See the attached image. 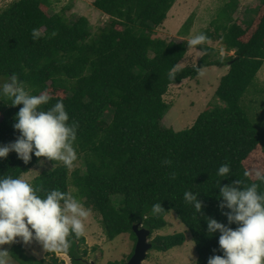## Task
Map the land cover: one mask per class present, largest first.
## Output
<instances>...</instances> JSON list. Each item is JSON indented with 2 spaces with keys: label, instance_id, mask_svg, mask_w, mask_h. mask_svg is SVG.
I'll return each mask as SVG.
<instances>
[{
  "label": "trees",
  "instance_id": "1",
  "mask_svg": "<svg viewBox=\"0 0 264 264\" xmlns=\"http://www.w3.org/2000/svg\"><path fill=\"white\" fill-rule=\"evenodd\" d=\"M177 1L94 0V6L108 16L94 31L87 16L71 17L68 8L51 14L49 0H17L0 13V82L17 75L29 94L49 93L51 99L42 108L62 100L70 122L79 124L74 147L84 160L85 171H70L50 160L53 168L32 181L41 195L52 189L71 194L74 185L84 204L100 214L110 241L122 233H131L137 241L135 224L154 232L166 227V217L175 211L196 244V264H207L210 256L222 252L219 233L208 235L205 217L227 223L218 208V182L224 185L238 178L256 182L244 176L246 161L264 145L261 118L253 121L243 104L264 66V0L248 24L232 21L224 28L216 24L214 30L204 31L209 39L197 46L204 49L197 64L180 68L191 49L188 40L155 36ZM34 28L40 30L38 40L32 38ZM209 41H218L234 54L213 58L217 49ZM211 66L228 67L215 91L219 102L210 103L191 128L176 131L164 126L171 107L164 96L170 86L196 79L198 69ZM173 68L176 78L170 80ZM10 103L9 98L0 99V145L19 136L13 124L22 105ZM44 158L33 155L25 164L10 152L0 159V175L21 178ZM168 160L171 165L166 164ZM224 163L230 165L232 176L217 175ZM186 190L199 193L200 213L184 201ZM158 202L166 212L155 215L152 205ZM186 240V232L153 239L154 248L164 252L183 246ZM85 241V236H73L66 253L71 264H90L81 255ZM9 253L20 264L30 261L20 243ZM34 260L36 264H65L58 259Z\"/></svg>",
  "mask_w": 264,
  "mask_h": 264
},
{
  "label": "clouds",
  "instance_id": "2",
  "mask_svg": "<svg viewBox=\"0 0 264 264\" xmlns=\"http://www.w3.org/2000/svg\"><path fill=\"white\" fill-rule=\"evenodd\" d=\"M40 35L39 29L32 30L33 40H38ZM208 39L205 33H199L187 41V46L197 48ZM198 49L204 51L202 47ZM197 71L203 75L201 70ZM168 78H176L175 68L169 71ZM4 97L11 100L12 106L22 107L13 124L19 136L13 142L0 145V159L15 152L25 164L34 155L59 161L67 168L73 167L78 159L74 143L79 124L74 120L70 122L63 101L58 100L45 110L42 106L49 103V93L29 94L15 74L0 83V99ZM165 162L167 165L172 163L171 160ZM217 175L232 176L230 165H220ZM244 176L253 177L256 182L248 183L239 178L224 185L218 182V208L227 223L205 217L208 235L219 233L218 245L222 252V255L210 256L207 264H264V168L250 166ZM40 191L26 179L0 175V264H9L10 259L8 249L2 246L16 242L17 238L26 245L35 240L47 252L67 253L73 236L75 239L85 236L86 221L92 215V209L69 192L52 189L41 195ZM198 195L191 190L183 194L184 201L197 214L203 207ZM164 212L160 202L152 205L153 214Z\"/></svg>",
  "mask_w": 264,
  "mask_h": 264
},
{
  "label": "rangeland",
  "instance_id": "3",
  "mask_svg": "<svg viewBox=\"0 0 264 264\" xmlns=\"http://www.w3.org/2000/svg\"><path fill=\"white\" fill-rule=\"evenodd\" d=\"M15 1L17 0H0V13ZM49 1L51 4V14L62 10V8H68L67 14L71 17H76L77 15L87 16L91 21L94 31H97L99 27H102L107 22L108 16L94 6V0ZM259 2L260 0H178L171 9L164 25L156 30L155 36L180 42L184 39L189 40L193 35L204 33L207 29L214 30L216 24H220L223 28L232 21L245 25L254 18L256 13L254 9ZM233 3L235 7L230 8V4ZM253 10L254 13L251 12ZM190 20V26L184 29L181 35L180 31ZM209 44L217 49L213 58H223L234 54L233 51H225L218 41H209ZM202 54L197 48H191L185 59L179 64V68L196 65ZM202 72L203 75H199L196 79H186L181 84L170 86L164 96L166 101L171 105L163 119L164 126L173 128L176 131L191 128L198 116L209 107L210 103L216 104L219 102L215 97V91L220 84L221 78L228 73V67L211 66L203 68ZM243 104L253 121L257 122L261 118L260 122L257 123L261 126V130L264 131V66L258 74L256 86L252 87L244 96ZM246 166L248 169L250 166L264 168L263 144L259 145L249 156ZM51 168H53V165L50 160L44 158L21 178L32 183L35 177ZM77 168L85 171L86 166L83 158H78L74 166L70 168V171H74ZM70 191L73 196L84 204V198L77 196V189L72 184ZM84 206L87 207L85 204ZM91 209L92 215L86 221V241L81 244V255L84 256L85 260L93 261L95 264H106L109 261L121 258L125 259L134 249L136 240L133 235L131 233H122L110 241L105 233L100 214L95 209ZM166 219L168 220V225L163 229L155 230L150 236V241H153L157 235L185 232L187 240L183 246H178L168 252L152 248L148 252L149 256L145 264H196L198 253L191 232L175 211H171ZM16 243L24 246L26 255L30 260L26 264H36L37 262L34 259H44L46 262L58 259V262L71 264L68 254L65 252H47L35 240L26 245L20 238H17L16 242L3 245L2 247L9 251ZM85 250L87 251L86 254L84 253ZM98 253L100 257H97ZM9 264L20 263L10 254Z\"/></svg>",
  "mask_w": 264,
  "mask_h": 264
},
{
  "label": "water",
  "instance_id": "4",
  "mask_svg": "<svg viewBox=\"0 0 264 264\" xmlns=\"http://www.w3.org/2000/svg\"><path fill=\"white\" fill-rule=\"evenodd\" d=\"M133 231L136 235L137 242L134 255L128 264H144L148 252L153 248V243L150 241L151 230L141 224H135Z\"/></svg>",
  "mask_w": 264,
  "mask_h": 264
},
{
  "label": "flooded vegetation",
  "instance_id": "5",
  "mask_svg": "<svg viewBox=\"0 0 264 264\" xmlns=\"http://www.w3.org/2000/svg\"><path fill=\"white\" fill-rule=\"evenodd\" d=\"M137 242V241H136ZM152 243H153V248H154V241H152ZM135 247H136V243H135V245H134V249H133V251L132 252H130L126 257H125V259L124 258H121V259H117V260H115V261H109L108 263H106V264H128L129 263V261H130V259H131V257L134 255V252H135ZM149 256V255H148ZM148 256H147V258H146V260L144 261V264H145V262L147 261V259H148ZM97 257H100V254L98 253L97 254ZM69 258H70V256H69ZM71 259V258H70ZM39 260H41V259H39ZM87 261V260H86ZM88 263H90V264H95L93 261H87ZM60 263V262H59ZM71 263H72V260H71ZM98 264V263H97Z\"/></svg>",
  "mask_w": 264,
  "mask_h": 264
}]
</instances>
